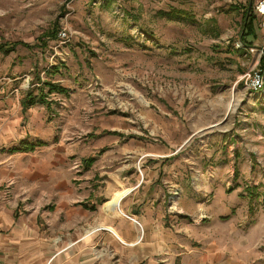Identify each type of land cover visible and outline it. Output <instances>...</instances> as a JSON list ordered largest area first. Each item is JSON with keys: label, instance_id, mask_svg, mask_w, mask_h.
Returning <instances> with one entry per match:
<instances>
[{"label": "rangeland", "instance_id": "rangeland-1", "mask_svg": "<svg viewBox=\"0 0 264 264\" xmlns=\"http://www.w3.org/2000/svg\"><path fill=\"white\" fill-rule=\"evenodd\" d=\"M262 1L0 0V43H19L0 53V137L7 126L35 132L21 117L29 94L70 100L52 117L57 138L82 146L66 161L93 155L102 131L118 129L126 147L170 149L187 165L182 255L158 264H264Z\"/></svg>", "mask_w": 264, "mask_h": 264}, {"label": "crops", "instance_id": "crops-1", "mask_svg": "<svg viewBox=\"0 0 264 264\" xmlns=\"http://www.w3.org/2000/svg\"><path fill=\"white\" fill-rule=\"evenodd\" d=\"M56 104L75 106L45 99L25 109L22 104L21 117L26 115L35 132L14 136L7 126L0 137V262L158 264L181 256L188 229L184 212L190 211L187 165L172 161L170 149L142 151L140 142L126 147L122 131L111 128L102 131L93 155L68 162L66 155L82 146L67 145L54 134ZM76 106L69 116L80 112ZM22 141L44 144L29 152L9 151ZM89 157L94 160L86 164ZM14 159L23 163L11 167L8 161ZM10 171L18 179L11 181ZM174 190L179 192L173 196ZM32 219L39 225L32 226Z\"/></svg>", "mask_w": 264, "mask_h": 264}, {"label": "trees", "instance_id": "trees-1", "mask_svg": "<svg viewBox=\"0 0 264 264\" xmlns=\"http://www.w3.org/2000/svg\"><path fill=\"white\" fill-rule=\"evenodd\" d=\"M249 9V11H248ZM251 7L247 8L246 11L244 12V20H243V26L245 30H248L247 34L253 35L254 31H253V27H252V22H253V15L251 16ZM249 12V14H247ZM54 35V34H52ZM17 44L19 43H0V53L1 54H7L9 52H12L15 50ZM244 45L249 46L248 44L244 43ZM264 63V61H262V64ZM264 67V64H263ZM43 85H45L48 88L49 93L52 92H59V93H65L66 90L62 87H60L59 85L49 82V81H44ZM42 90V89H41ZM44 98H43V94H41L40 96H35L32 97L31 94L28 95L27 99L25 102H23V108L25 109L28 106H32L36 103L39 102H43ZM43 142L40 141H36V142H28V141H22L20 142V144L18 146H13L12 148L9 149V151L11 153L13 152H29V151H33L35 150L36 147L43 145ZM94 160L93 157H89L87 159L84 160V162L86 164H90L92 161Z\"/></svg>", "mask_w": 264, "mask_h": 264}, {"label": "built area", "instance_id": "built-area-1", "mask_svg": "<svg viewBox=\"0 0 264 264\" xmlns=\"http://www.w3.org/2000/svg\"><path fill=\"white\" fill-rule=\"evenodd\" d=\"M263 8V9H262ZM257 10L260 12V13H264V1H262V3L259 5V7H257ZM57 37L59 40H65L68 36L65 32V30L61 29L58 34H57ZM259 79L261 80V77H258L257 79V82L259 83ZM139 173L140 170H139ZM128 218L132 219L138 226H140L139 222L137 220H134L133 218L127 216ZM0 264H4L3 262H0Z\"/></svg>", "mask_w": 264, "mask_h": 264}, {"label": "bare ground", "instance_id": "bare-ground-1", "mask_svg": "<svg viewBox=\"0 0 264 264\" xmlns=\"http://www.w3.org/2000/svg\"><path fill=\"white\" fill-rule=\"evenodd\" d=\"M262 9H263V8H262ZM231 102H232V101H229V105H228V107H230V106H231ZM217 125H218V124H216L215 126H217Z\"/></svg>", "mask_w": 264, "mask_h": 264}]
</instances>
